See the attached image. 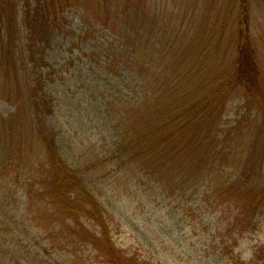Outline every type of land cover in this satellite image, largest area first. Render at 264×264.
Here are the masks:
<instances>
[{"label": "trees", "instance_id": "16d2710c", "mask_svg": "<svg viewBox=\"0 0 264 264\" xmlns=\"http://www.w3.org/2000/svg\"><path fill=\"white\" fill-rule=\"evenodd\" d=\"M3 1L4 7L11 4V0ZM231 2L236 8L221 9L216 38L226 32L229 15L235 14L239 31L231 35L237 55L234 60L220 59L224 67H219L222 71L215 79L219 82L212 90L205 88V77L217 73V67H211L213 60L210 63L203 54L208 45L204 36L198 38L208 28V20L183 43L179 28L169 34L155 30L156 16L151 15L162 12H151V0H111L108 12L104 10L108 0H25L24 50L16 54L13 42L19 31L14 30L17 18L9 6L5 27L0 28V103L10 108L6 115L0 114V264H74L65 255L77 256L84 248L95 261L91 264H152L137 254L121 252L114 243L112 215L98 191L104 176L115 184L118 172H130L138 185L145 180V186L157 187L172 214L213 215L230 202H241V211L230 210L235 217L220 219L228 222L221 229L225 240L215 235V249L208 257L213 264L245 263L241 256L235 258V248L245 230H255L256 212L264 208V179L255 184L264 176V143L255 142L249 124L261 120L262 135L258 132V136L264 141V68L247 29V3ZM170 5L177 6V0ZM80 7L86 18L78 13ZM112 9L132 34L108 29L110 41H105L108 37L100 30V19L109 26ZM68 11L79 21L76 26L74 19L68 20ZM165 28L163 24L161 29ZM214 28L209 29V41L216 34ZM157 36L159 47L153 57ZM98 40L103 42L101 50L96 48ZM90 41L94 50L85 44ZM258 41L264 43L261 37ZM231 42L229 38L227 46ZM56 50L66 56L60 63L49 64L48 53ZM95 51L103 53L100 59L94 58ZM188 65L196 81L191 83L194 90L183 95L179 71ZM71 68L79 75L88 69L105 74L106 86L113 81L108 92L92 82L93 104L87 102L92 110L86 114L91 125L78 126L90 136L95 130L99 145L94 142L95 150L83 152L78 160L75 153L70 155V141L53 125V121L63 125L59 120L63 113L47 89L49 84L65 82ZM237 89L251 96L258 92L260 104L238 110V119L223 121L225 105ZM103 127L111 130V137L113 131L116 135L108 139V133L101 132ZM34 198L51 212L41 210ZM24 201L29 206L22 214L17 203ZM252 258L255 264H264V246L256 247Z\"/></svg>", "mask_w": 264, "mask_h": 264}, {"label": "rangeland", "instance_id": "374dc122", "mask_svg": "<svg viewBox=\"0 0 264 264\" xmlns=\"http://www.w3.org/2000/svg\"><path fill=\"white\" fill-rule=\"evenodd\" d=\"M171 1L172 0H151V12H162L157 13V15L150 14L151 16H156L154 20L156 22L155 30L157 32L158 30H163L166 32V34H169L173 31L172 29L174 27L179 28L183 33L182 42L185 43L191 37H193L194 32L197 35L200 29L205 27L203 25L205 20L206 22L208 20V28L204 31H201L198 38L204 36L202 40H204L208 45L203 51V54L204 56L207 55L209 57L210 63L213 60L211 67H217V73L205 77L207 80H200L203 81V83L205 80L207 85L205 88L212 90L219 82H215V79L218 78V75L222 71V68L219 67H224V65L220 64V59L224 58L225 60H234L237 55L234 50L235 40L231 35L238 27L237 23H235L236 27L234 26L236 17L235 14L229 15L227 20L228 22L226 24V32L217 38L216 35L219 31H216L218 29L215 27V25H219V21L221 20L219 15L221 14V9L223 10V7H227L232 10L236 8V5L233 6L232 2L230 4V0H224L225 3L222 1L220 5L218 3L219 0H177L178 5L172 6L170 5ZM245 1L247 3L246 12L248 16L247 29H249L248 31H250L251 36L253 35L256 47L261 55V57H259L260 61L258 63L260 64V67L264 68V43L258 41L260 37L262 40H264V0ZM3 2V0H0V28L5 27L4 21L6 17L4 14H9V11H11L10 7H13V15H15L17 18L14 30L19 31V36L16 40H14L13 43L16 47V54L19 53V51L22 53V50H24V41L21 32L24 31L23 16L26 12L24 8L25 0H11V4L9 5L10 7H4ZM110 3L111 0H108V4L104 8V10L107 12L111 8ZM166 3H169V5L164 8ZM123 5L128 4L127 2H124ZM212 5L214 8H212ZM160 9H163V11H159ZM209 12H211V15ZM234 12L237 13V10ZM70 13L71 12L69 11L66 13L68 20L74 19L75 21H73V25L76 26L79 21H76V19L73 17L74 15ZM78 13L80 14L81 18H86L84 15L85 11L84 9H81V7ZM161 14L164 16H161ZM116 17L117 15H115L114 9H112L109 17L111 20L109 26L104 25L102 22L103 19H100V30L102 29L103 34L108 37V29H113L116 32L120 31L118 34H121V30L125 29V31L132 34V29L130 27H125L122 21ZM138 22L139 20L137 19V23ZM163 24L166 25L165 29H161ZM107 26L108 28L104 30L103 28ZM150 28H152V26L147 27V29ZM212 28H214L216 34L209 41V29L212 30ZM236 31L238 32L239 29ZM103 34L99 33L98 37L104 39ZM167 38L168 36L166 35V38H164V44H167ZM229 38L232 39L231 46H227ZM158 39L159 37L157 36L152 43L153 47L151 48V54H153V57H155L159 47L156 46ZM105 41H110V38L108 37V40ZM92 43L93 41L85 43L89 45L90 50H94ZM100 43L103 42L98 40V47L96 46V48L99 50L104 47L103 45H100ZM83 46L84 43H81L80 47ZM102 55L103 53L101 51H95L93 56L95 59H100ZM62 56L66 55L64 53H59L58 50L49 52L48 63H60L59 61ZM199 62H201L200 59ZM78 69H80V67H78ZM188 70L189 65L179 71V77L182 83L180 90L183 95H186L187 91H190V89H192V91L194 90V87L191 85V83L196 81V79L194 80L189 74ZM104 76L105 74L100 73L97 70L89 69L84 71V74L82 73L79 75L75 73L73 68H71L66 71L65 82L49 84L47 87L49 94L57 99L56 103H58V111L63 113L62 119L59 118L63 125L57 124L55 121H53V125H55L59 132L64 135L68 143L70 141L68 150L71 151L70 155L75 153L74 160L80 159L82 153L85 151L93 152V150H95L94 148L99 145L97 141L95 142V140H97L95 130L93 131V135L90 136L91 132H84V127H79L78 125H80V123L86 124L87 122L89 125H91L89 120L86 119V114L92 110V106H88L87 104V102L91 103L90 100L92 99L90 92L92 91V89H90L93 86L92 82L96 83L95 85L98 84L99 89L102 91L104 89L106 92L112 90L111 87H109V84L113 81L108 82V85L106 86L102 81ZM108 77H110V75ZM78 80H82V82H84V86L78 82ZM119 83H121V81L116 82V85ZM202 87L204 88V85H202ZM243 88L244 86L242 87V91L244 90ZM236 91L237 93H234L225 105L223 111V121H228L235 118L238 119V116H240L237 114L238 110L240 112V109L244 110L246 107L257 108L258 104H260L258 98L261 95L258 92L254 91L251 96V94L247 92L243 93L239 89ZM253 94H255V96ZM239 95H241V97H239ZM236 97L241 98V102L240 100H237ZM9 110L10 108L7 104L0 103V114L6 115ZM78 113L80 115H78ZM77 119L82 121L76 123L75 121H77ZM260 121L257 119L249 123L251 128H253L251 130L252 137L255 139V142L257 141V144L260 142L264 143V141L258 136V132L260 135H262L258 129V126L260 129L262 126V124H259ZM99 123L101 125L103 124L101 122ZM110 131L111 130H109V132ZM261 131L264 132L263 129ZM101 132L102 134L104 132L108 133V136H106L108 139L112 138L114 134L116 135L115 131H113L111 137V134L105 129V127L101 128ZM251 141L253 142L254 140ZM94 142L96 146L92 145ZM91 152L88 154H91ZM114 166L110 169V171L115 168ZM262 166L264 170V161L262 162ZM239 169L241 168H238V170ZM130 174V172H127L123 175L122 173L118 172V181L116 182L117 184H113L111 181H108L104 176V179L100 181L98 191V193L102 196V201L106 207H109V215H112V230L116 247H118L121 252L123 251L131 255L137 254L138 256H142L143 258L152 262V264H213L211 257H208V255H210L215 249L216 243L214 242L213 238L215 235H217L218 239H222L224 241L225 239H223V237L225 236V233H223L221 229H225L228 223L220 222V219L226 216V218L223 220H231L232 217H235L236 212L233 211V213H231L230 210L236 209L241 211V202H230L233 205L228 203L229 205H226L223 208L224 210L221 211V209H218L213 213V215H202L199 212H196V215L193 213L187 214L184 211H182V214H172L173 210H170L171 208L168 207L169 201L163 200L164 196L162 193L155 191L157 187L145 186V180L141 181L139 183L140 185H138L136 183L137 177L136 179H132L133 176ZM224 174L227 176L229 172L225 171ZM107 178L112 180L109 175ZM263 179L264 176L258 177L255 180V184ZM233 199L236 201V198ZM34 200L36 199L34 198ZM36 202L39 208L42 207L41 210H46L47 208L46 213L51 212L49 207H44V202L40 203L37 200ZM17 204L22 209L19 212L22 214L24 213L25 207L27 208L29 206L27 203H25V201L20 203L21 205L19 203ZM165 205H167L168 208H165ZM168 214H172L171 217L172 219L174 217V219L171 220V217H169ZM256 214L258 219L255 230H245L247 233L240 238L239 245L237 248H235V255L237 256H235V258L239 259L238 255L241 256V262H245L244 264H255L252 256L256 251V247L260 248L264 246V208L257 210ZM59 224H62V222ZM218 243L219 242H217V244ZM89 252V250L84 248L76 253L77 256L72 255L73 258L68 255H65V257L70 259L74 264H91V261L95 263V261L91 259L92 257L90 256ZM60 254L64 255L66 253ZM40 260L42 262L45 261L43 259ZM226 262L223 261L222 264H225Z\"/></svg>", "mask_w": 264, "mask_h": 264}]
</instances>
